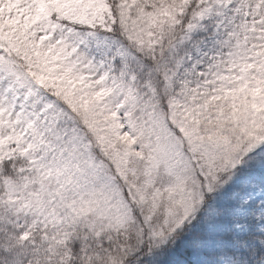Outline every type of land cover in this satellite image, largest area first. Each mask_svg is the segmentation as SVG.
<instances>
[{
    "label": "snow or ice",
    "instance_id": "snow-or-ice-1",
    "mask_svg": "<svg viewBox=\"0 0 264 264\" xmlns=\"http://www.w3.org/2000/svg\"><path fill=\"white\" fill-rule=\"evenodd\" d=\"M0 264H264V0H0Z\"/></svg>",
    "mask_w": 264,
    "mask_h": 264
}]
</instances>
